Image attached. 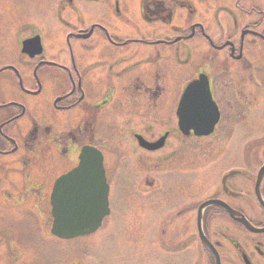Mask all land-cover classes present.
I'll return each mask as SVG.
<instances>
[{
    "label": "flooded vegetation",
    "instance_id": "1",
    "mask_svg": "<svg viewBox=\"0 0 264 264\" xmlns=\"http://www.w3.org/2000/svg\"><path fill=\"white\" fill-rule=\"evenodd\" d=\"M57 8L67 31L59 47L47 53L41 28L24 26L18 50L0 62V253L8 236L19 254L23 247L8 214L34 226L43 211L52 217L54 185L85 147L103 155L110 186L106 139L115 151L128 136L155 153L180 137L183 177L170 182L174 191L148 183L150 259L134 264H264V0H62ZM36 37L40 51L24 53ZM206 85L218 121L199 137L191 126L212 115ZM216 135L222 142L211 150L226 158L186 160V138ZM230 136L242 143H226Z\"/></svg>",
    "mask_w": 264,
    "mask_h": 264
},
{
    "label": "rangeland",
    "instance_id": "2",
    "mask_svg": "<svg viewBox=\"0 0 264 264\" xmlns=\"http://www.w3.org/2000/svg\"><path fill=\"white\" fill-rule=\"evenodd\" d=\"M61 3L62 0H0V62L18 50V32L24 26L26 34L33 26L41 28L47 53L59 47L67 34L56 19L57 15H61L57 8ZM159 28L156 27L155 31H159ZM161 130L156 128L155 135L148 138H157ZM242 139V136H230L226 143L241 144ZM180 140V137H171L165 150L145 153L138 150L128 136L122 137L116 151L114 143L106 139L111 214L105 218L102 227L92 235L65 241L51 235L52 217L49 211L38 215L41 225L36 226L32 217L26 214H8L16 224L14 232L23 247L19 254L16 242L8 236L3 241L8 250L0 253V264H134L138 259H150L151 227L147 215V192L151 190L148 183L153 179L164 181V184L155 185L159 188L157 192L166 191L168 186L175 190L176 185L170 182L183 177L178 171ZM221 142V135L206 139L186 138L185 158L224 159V156L215 157V151L211 150L212 144ZM165 162H169V165ZM160 253L155 246L154 259H161ZM2 254H6V258L3 259ZM18 255L19 258L14 259Z\"/></svg>",
    "mask_w": 264,
    "mask_h": 264
},
{
    "label": "water",
    "instance_id": "3",
    "mask_svg": "<svg viewBox=\"0 0 264 264\" xmlns=\"http://www.w3.org/2000/svg\"><path fill=\"white\" fill-rule=\"evenodd\" d=\"M41 38L23 42V52L32 49L39 52ZM195 84L190 85L186 97L194 94ZM204 94L207 95L208 108L212 115L199 125L191 126L196 136L205 137L213 133L218 121V112L210 100L208 85ZM200 120V119H198ZM143 146L148 150H157L163 142ZM103 155L96 149L85 147L80 156V163L68 174L61 176L55 183L52 195V225L51 233L60 240H75L96 233L102 226L106 217L111 213L109 195L110 186L107 182ZM206 244V240L203 237Z\"/></svg>",
    "mask_w": 264,
    "mask_h": 264
}]
</instances>
